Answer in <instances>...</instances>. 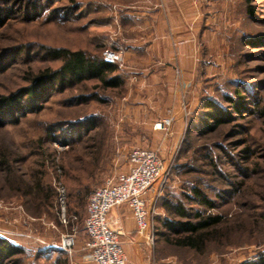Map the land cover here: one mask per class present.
<instances>
[{"label": "rangeland", "instance_id": "1", "mask_svg": "<svg viewBox=\"0 0 264 264\" xmlns=\"http://www.w3.org/2000/svg\"><path fill=\"white\" fill-rule=\"evenodd\" d=\"M129 1L0 0V101L11 96L22 101L21 110L0 112V244L21 251L0 264L76 263L80 244L87 242L88 198L70 205L65 192V223L59 187L80 188L68 179L73 176L93 192L128 169L134 148L150 146L166 148L162 196L178 197L191 212L199 207L183 195L197 184L219 206L213 212L225 214L233 229L222 245L214 243L204 254L171 246L159 235L149 248L153 264H237L264 252V115L259 111L264 108V0H193L201 27L189 31L190 42L183 45L177 24L180 8L190 0H162L167 25L162 58L175 62L168 66L173 88L196 73L189 87L197 94L190 98L167 90L162 95L154 91L155 82L123 74L141 57L128 59L122 43L127 37L113 25L111 10ZM52 48L98 57L115 52L123 87L106 91L96 81L53 82L44 103L29 102L23 89L37 74L61 65L49 58ZM183 51H191V65L179 63ZM206 96L224 114L223 124L216 126L203 110ZM225 96L244 104L241 112ZM169 116V130L162 137L154 134L155 122ZM246 149L252 152L249 159ZM153 206L155 231H163L157 220L171 215L158 200ZM68 234L76 236L74 255L52 253Z\"/></svg>", "mask_w": 264, "mask_h": 264}, {"label": "trees", "instance_id": "2", "mask_svg": "<svg viewBox=\"0 0 264 264\" xmlns=\"http://www.w3.org/2000/svg\"><path fill=\"white\" fill-rule=\"evenodd\" d=\"M47 54L51 60L58 61L61 65L57 70H46L37 74L32 79V84L23 89V95L26 96L29 102L34 104L44 103L46 101L43 100L45 98L44 95L48 92L47 85L53 82H57L61 85L71 80L80 82L86 80L96 81L98 82V87L106 91L119 89L124 85L119 66L106 60L105 57L93 56L81 49L70 50L68 48L48 49ZM204 91L206 92V90ZM202 92L203 91H201V93ZM225 100L236 105V111L241 112L243 109L244 104L241 102H236L228 96H225ZM201 102L203 110H207V114L214 119L216 126L224 123L225 120L221 118V115L224 114L219 112L216 103L210 101L207 96L203 97ZM21 108L22 101L14 96L1 98V113L9 112V110H21ZM259 111L260 114L264 115V108ZM207 129L211 131L213 127L208 126ZM246 152L244 159H249L252 152L248 149H246ZM68 179L77 181L80 184V188L72 186H68V188L65 187L66 196L70 198V205L73 203L74 199L78 200L79 205L80 202H84L89 198L92 193L89 184L87 186H81L84 181L78 180V178L74 179L73 176H68ZM38 187H40V184ZM241 187V183L235 184L236 193L240 192ZM38 191L40 194L41 191ZM164 196L161 194L158 199V205L167 211L173 218L171 216L168 219L162 220L158 218V225L159 227L162 226L163 231H155L156 239L160 235L162 239L171 246L186 248L204 254L210 245L214 243L222 245L223 239L232 234L233 229L228 227L230 221L227 219V216L225 214H216L213 212L217 210L219 206L197 184L192 187L190 193H185L183 195L191 205L199 207L191 212L185 208L182 200H179L178 197L169 196L165 198ZM218 197L222 199L223 195H219ZM163 198H165V200H163ZM56 252L66 255L62 250H52V253ZM19 253H21V251L17 248L11 247L6 243L0 244V259L9 260ZM237 264H264V252H259L253 258H247Z\"/></svg>", "mask_w": 264, "mask_h": 264}, {"label": "built area", "instance_id": "3", "mask_svg": "<svg viewBox=\"0 0 264 264\" xmlns=\"http://www.w3.org/2000/svg\"><path fill=\"white\" fill-rule=\"evenodd\" d=\"M104 55L106 60L113 63L122 62L115 52L106 51ZM172 121L170 116L163 118L154 124L153 129L166 132L171 127ZM167 170L165 160L156 150L134 148L130 152L129 169L115 172L105 180L102 186L90 194L84 220L87 242L80 260L74 264H127L128 260L120 240L121 233L109 219V214L114 208L125 204L132 211L137 235L144 239L148 247L151 248L155 244L154 218L158 212L154 206L148 209L145 198L159 182L162 187ZM58 193L63 219L66 223L65 189L59 187ZM160 195L159 191L155 203ZM75 246V234H68L62 236L58 248L72 257Z\"/></svg>", "mask_w": 264, "mask_h": 264}, {"label": "crops", "instance_id": "4", "mask_svg": "<svg viewBox=\"0 0 264 264\" xmlns=\"http://www.w3.org/2000/svg\"><path fill=\"white\" fill-rule=\"evenodd\" d=\"M174 1L176 2V0ZM188 1L189 0H186L185 3ZM191 3H193V0H190V4H187L184 8H180L179 15H182V19L179 16L177 30L180 31L182 29V32L184 31L179 38L181 45L190 42L191 36L189 31L192 29L199 30L201 27L197 23L199 11L198 14H193ZM183 12H186V16ZM111 19L112 22H114L113 25L120 29L127 37L126 41H121H123L122 43L127 51L126 54L129 56L128 59L131 58L130 56L141 57V60L137 63L131 62L133 65H136V67H129L131 70L130 72H124L123 74H125V76L130 78V76L135 75L136 78L155 82L157 88H155L154 91L158 90L162 95L166 90L169 91L171 95H178V97L190 98L193 94H197L195 93V91L197 92L196 89L193 91L192 86L189 87L190 83L192 84V81L195 80L194 76H197L196 73L193 74V72L185 75L184 79L182 77V84L180 87L173 88V73L170 72L168 66L174 65L175 62H172L169 58L168 60L162 58L163 47L166 40L165 31L167 29L162 11V0H133L127 3H115L111 10ZM204 28L207 29L205 26ZM188 47L190 49L191 46ZM183 55L184 57L178 58L179 63L183 64L182 61L186 60L188 61L187 63L191 65V51L190 53H188V51H183ZM165 82H167L166 85ZM154 134L162 137L164 132H154ZM150 148L158 151L161 156L162 153L163 155L166 153V148H163V151L162 146L159 148L150 146ZM159 188L160 182L159 185H155L147 194L145 199L148 209H151L152 205L155 203ZM109 219L112 224L114 223L113 225H116L121 233L120 240L128 260L127 264H153L150 247H148L144 239L136 233V223L129 206L125 204L114 208L109 214ZM84 246L85 243L80 244L79 259ZM79 259H77V261Z\"/></svg>", "mask_w": 264, "mask_h": 264}]
</instances>
